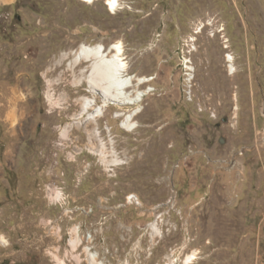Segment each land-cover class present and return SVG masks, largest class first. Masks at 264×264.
Listing matches in <instances>:
<instances>
[{"label": "rangeland", "instance_id": "1", "mask_svg": "<svg viewBox=\"0 0 264 264\" xmlns=\"http://www.w3.org/2000/svg\"><path fill=\"white\" fill-rule=\"evenodd\" d=\"M82 45L142 100L73 125L92 93L56 62ZM92 254L264 264V0L0 2V264Z\"/></svg>", "mask_w": 264, "mask_h": 264}, {"label": "bare ground", "instance_id": "2", "mask_svg": "<svg viewBox=\"0 0 264 264\" xmlns=\"http://www.w3.org/2000/svg\"><path fill=\"white\" fill-rule=\"evenodd\" d=\"M5 1L11 0H0V2ZM79 1L87 5L103 1L110 12H115L119 5V0ZM103 48V45H82L75 51L62 54L59 61L56 62L57 66H59L64 61L70 60V63L67 64V69L71 72V84L73 86H81L85 82L89 86L90 92L92 93V97H83L78 100L80 103V112L76 115V122H74L73 125L80 126L86 123L97 124V121L104 114L108 103H114L118 106H132L142 100L143 95L138 91H128V88L132 85L134 78H125L126 67L119 58L120 48L117 46H113V48L108 50ZM228 59L232 60L230 57ZM230 69H233L232 65L230 66ZM142 83L143 81L138 79L136 85ZM96 96H100L102 100L101 105H97ZM84 114H86V119H84V122H80L78 119ZM133 125V115H129L124 122V126L131 129ZM93 137L94 139L97 138L95 132L90 133L89 138ZM99 146V152L104 155L102 153L104 146L102 144ZM115 162H117V160H115L114 163ZM78 240L79 239L77 238L71 240V246L73 249L79 245ZM88 261L89 264H101L97 262V257L93 254L89 256Z\"/></svg>", "mask_w": 264, "mask_h": 264}, {"label": "flooded vegetation", "instance_id": "3", "mask_svg": "<svg viewBox=\"0 0 264 264\" xmlns=\"http://www.w3.org/2000/svg\"><path fill=\"white\" fill-rule=\"evenodd\" d=\"M8 264H12V263H8Z\"/></svg>", "mask_w": 264, "mask_h": 264}]
</instances>
